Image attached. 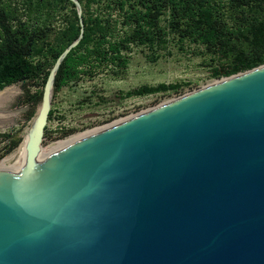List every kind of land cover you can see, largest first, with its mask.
Wrapping results in <instances>:
<instances>
[{
	"label": "water",
	"instance_id": "obj_1",
	"mask_svg": "<svg viewBox=\"0 0 264 264\" xmlns=\"http://www.w3.org/2000/svg\"><path fill=\"white\" fill-rule=\"evenodd\" d=\"M0 264H264V64L0 174Z\"/></svg>",
	"mask_w": 264,
	"mask_h": 264
},
{
	"label": "trees",
	"instance_id": "obj_2",
	"mask_svg": "<svg viewBox=\"0 0 264 264\" xmlns=\"http://www.w3.org/2000/svg\"><path fill=\"white\" fill-rule=\"evenodd\" d=\"M93 1L99 4L95 12L81 13L82 37L59 66L54 90L80 73L110 66L125 68L133 47L146 49L150 62L157 61L166 46L206 54L215 64V77H229L264 64V0ZM50 8L49 0H23L20 5L0 0V89L22 83L28 96L27 86L32 84L37 88L35 103L40 101L55 60L81 28L74 10L67 27L51 35L45 23H37L38 16H47ZM175 88L171 84L144 85L128 94Z\"/></svg>",
	"mask_w": 264,
	"mask_h": 264
},
{
	"label": "rangeland",
	"instance_id": "obj_3",
	"mask_svg": "<svg viewBox=\"0 0 264 264\" xmlns=\"http://www.w3.org/2000/svg\"><path fill=\"white\" fill-rule=\"evenodd\" d=\"M11 1L20 5L23 0ZM49 2L51 5L49 14L47 16L44 13L40 14L37 23H45L52 35L67 27L72 21V11L76 8L75 5L72 6L70 0ZM98 4L93 0H80V11L85 15L87 12L93 13ZM147 53L144 48L133 47L127 54L125 68L110 66L93 73H80L77 78L67 82L60 89L52 88L48 112L50 115L47 117L41 147L88 129L108 125L118 119L152 111L166 103L248 71H240L229 77H215L212 74L215 64L206 54L197 52L192 54L187 49L182 51L173 46H166L159 52L157 61L150 62L145 56ZM159 84L176 85L177 88L143 95L128 94L144 85L154 87ZM9 86L7 88L17 89L19 92L8 103L2 105L0 111L6 110L8 105L21 95L24 88L22 83ZM40 101L33 107L31 118L19 127L18 135L21 140L19 144L6 150V144H0V161L17 152L24 135L32 125ZM11 123L14 125L4 129L6 132L13 129L17 131L18 121L14 118L11 119Z\"/></svg>",
	"mask_w": 264,
	"mask_h": 264
},
{
	"label": "bare ground",
	"instance_id": "obj_4",
	"mask_svg": "<svg viewBox=\"0 0 264 264\" xmlns=\"http://www.w3.org/2000/svg\"><path fill=\"white\" fill-rule=\"evenodd\" d=\"M225 81V80H223ZM217 84V83H216ZM10 87V86H9ZM7 88V87H6ZM18 90L13 88H7L0 92V105L4 104V102L11 99L13 94H15ZM167 104V103H166ZM144 114V113H142ZM140 114V115H142ZM140 115L136 116H128L126 118L118 119L116 121H113L112 123L105 125V126H99L93 129H88L83 132H79L76 134H73L69 137H66L62 140L55 141L51 144H49L46 147H41L36 157L31 161H27L26 159V150L25 146L28 142V132L24 135V140L22 144L19 146L17 152L14 155H11L7 158H4L0 161V174H18L25 170H28L32 167H35L48 159L52 158L53 156L59 154L60 152L66 150L67 148L73 146L74 144L82 141L85 138H88L94 134H97L101 131H104L110 127H113L115 125L121 124L123 122H126L128 120H131L135 117H138Z\"/></svg>",
	"mask_w": 264,
	"mask_h": 264
},
{
	"label": "flooded vegetation",
	"instance_id": "obj_5",
	"mask_svg": "<svg viewBox=\"0 0 264 264\" xmlns=\"http://www.w3.org/2000/svg\"><path fill=\"white\" fill-rule=\"evenodd\" d=\"M7 87V86H6ZM9 87V85H8ZM29 88V92H28V96L26 94V87H24L22 89L21 95L16 97L13 102L8 105L7 109L4 111H0V144L5 145L6 144V148H10L12 144H19L20 137L18 135L19 132V127L22 126V124L24 122H26L27 120V115L32 112V109L35 105H37V103H35V91H36V87L34 86H27ZM4 88V87H3ZM0 89V92L3 91L4 89ZM19 91H17L15 94H13V96L11 98H13L14 96H16L18 94ZM42 97V93L40 95V100ZM11 99H9L8 101H10ZM8 101L4 102L5 105L6 103H8ZM2 105H0V107H2ZM15 121H18L19 126H17V131H15V129H13L12 131H5L4 129L6 128H11V125H14L11 123V119H14ZM24 140V137H23ZM23 142V141H22ZM21 142V144H22ZM20 144V145H21Z\"/></svg>",
	"mask_w": 264,
	"mask_h": 264
}]
</instances>
